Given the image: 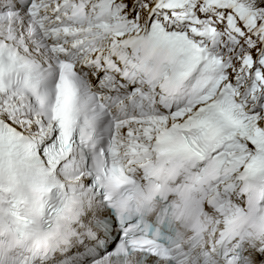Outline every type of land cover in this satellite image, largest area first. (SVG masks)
<instances>
[{"label":"snow or ice","instance_id":"snow-or-ice-1","mask_svg":"<svg viewBox=\"0 0 264 264\" xmlns=\"http://www.w3.org/2000/svg\"><path fill=\"white\" fill-rule=\"evenodd\" d=\"M0 264H264V0H0Z\"/></svg>","mask_w":264,"mask_h":264}]
</instances>
